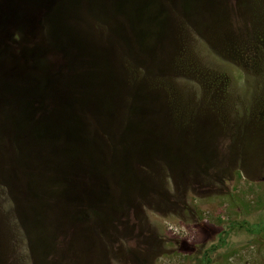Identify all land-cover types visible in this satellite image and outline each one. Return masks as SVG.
Returning <instances> with one entry per match:
<instances>
[{"label":"rangeland","instance_id":"1","mask_svg":"<svg viewBox=\"0 0 264 264\" xmlns=\"http://www.w3.org/2000/svg\"><path fill=\"white\" fill-rule=\"evenodd\" d=\"M38 12L0 49V264H264V0Z\"/></svg>","mask_w":264,"mask_h":264},{"label":"trees","instance_id":"2","mask_svg":"<svg viewBox=\"0 0 264 264\" xmlns=\"http://www.w3.org/2000/svg\"><path fill=\"white\" fill-rule=\"evenodd\" d=\"M10 1L11 0H0V18L2 17V14L5 9L8 8ZM34 14H36V18H38V16L40 15L38 11H36ZM37 24L38 21L36 22V24L32 23L31 25H27V29H32V33H30L29 35L27 32H25L26 30L21 31V28H19L20 26H15L14 23L12 25H7L6 27L0 26V40L2 38L3 42L2 47H0V49H3L2 53L5 52V54H7L5 56L7 61L12 58V55H14V57L19 56L21 54V49L19 50V48H21L22 46L31 47L30 43L33 40L43 41L45 39H48L46 35H44L41 26ZM20 43L21 45H17ZM10 47L12 48V55L8 54L10 51H7V49L10 50Z\"/></svg>","mask_w":264,"mask_h":264},{"label":"water","instance_id":"3","mask_svg":"<svg viewBox=\"0 0 264 264\" xmlns=\"http://www.w3.org/2000/svg\"><path fill=\"white\" fill-rule=\"evenodd\" d=\"M45 0H11L9 6L0 18V26L6 27L7 25L23 26L35 23L36 11L43 6ZM2 41V38H1Z\"/></svg>","mask_w":264,"mask_h":264},{"label":"flooded vegetation","instance_id":"4","mask_svg":"<svg viewBox=\"0 0 264 264\" xmlns=\"http://www.w3.org/2000/svg\"><path fill=\"white\" fill-rule=\"evenodd\" d=\"M239 229V228H241V226H240V224H235V225H233L232 227L230 226V227H226V228H224V230H223V233L222 232H220L221 233V238L218 240V245H217V247L218 246H220L219 248H221V247H226V241L224 240V237H225V235H228V234H230V233H232L234 230L233 229ZM249 228H252L254 231H252L251 233L252 234H255V232L257 233V232H259V231H261V230H263L264 229V224L263 223H258V224H250L249 225ZM210 255H209V253L207 254V255H205L204 256V264H210Z\"/></svg>","mask_w":264,"mask_h":264}]
</instances>
